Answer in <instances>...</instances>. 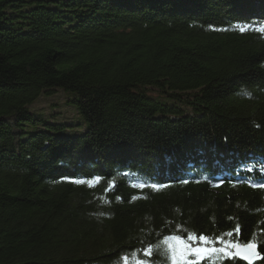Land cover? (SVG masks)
Here are the masks:
<instances>
[{
  "label": "trees",
  "instance_id": "trees-1",
  "mask_svg": "<svg viewBox=\"0 0 264 264\" xmlns=\"http://www.w3.org/2000/svg\"><path fill=\"white\" fill-rule=\"evenodd\" d=\"M261 26L264 0H0V264H171L189 232L264 257ZM59 90L78 124L29 108Z\"/></svg>",
  "mask_w": 264,
  "mask_h": 264
},
{
  "label": "snow or ice",
  "instance_id": "snow-or-ice-1",
  "mask_svg": "<svg viewBox=\"0 0 264 264\" xmlns=\"http://www.w3.org/2000/svg\"><path fill=\"white\" fill-rule=\"evenodd\" d=\"M247 26L241 27L240 31H245ZM261 33H264V26L257 29ZM99 177L93 178L91 180H76L75 183H87L89 186L93 185V181H99ZM144 187V185H140ZM154 189L157 185H151ZM163 187V186H159ZM259 187L264 188V184L259 185ZM239 226H237V231ZM231 235V233L225 234ZM223 241V237H209L204 234H196L193 232L187 233L186 236L182 235H171L164 238L163 243L166 245L167 256L171 264H180L181 261H187L189 257L203 258L209 254L220 253L228 255L229 249L235 251V255L241 259H244L248 264H254V257H261L259 252V243L255 239H250L248 241H229L225 244L223 248L208 247V245L215 243V241ZM191 241H198L199 246L190 243ZM153 248L149 247L145 250L146 255H151ZM235 258V257H230ZM264 258V257H261ZM123 260L127 261L128 257H122ZM136 264H145L144 261L137 260Z\"/></svg>",
  "mask_w": 264,
  "mask_h": 264
},
{
  "label": "rangeland",
  "instance_id": "rangeland-1",
  "mask_svg": "<svg viewBox=\"0 0 264 264\" xmlns=\"http://www.w3.org/2000/svg\"><path fill=\"white\" fill-rule=\"evenodd\" d=\"M29 108L32 110L40 109V111L45 113V115L53 113V111L56 110L58 114H61L60 117L73 119L76 124H78L82 119L81 116L75 115V109L68 106V104H65V93L61 90L56 93H52L51 95L40 96V98Z\"/></svg>",
  "mask_w": 264,
  "mask_h": 264
},
{
  "label": "water",
  "instance_id": "water-1",
  "mask_svg": "<svg viewBox=\"0 0 264 264\" xmlns=\"http://www.w3.org/2000/svg\"><path fill=\"white\" fill-rule=\"evenodd\" d=\"M233 254H234V256H236L234 250H233ZM236 257L239 258L238 256H236ZM239 259H241V258H239ZM253 259H254V263H255V262H257L258 260H260V257H254ZM241 260H243L244 262L248 263V262H247L246 260H244V259H241Z\"/></svg>",
  "mask_w": 264,
  "mask_h": 264
},
{
  "label": "bare ground",
  "instance_id": "bare-ground-1",
  "mask_svg": "<svg viewBox=\"0 0 264 264\" xmlns=\"http://www.w3.org/2000/svg\"><path fill=\"white\" fill-rule=\"evenodd\" d=\"M147 184H150V183H147Z\"/></svg>",
  "mask_w": 264,
  "mask_h": 264
}]
</instances>
